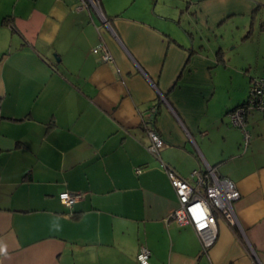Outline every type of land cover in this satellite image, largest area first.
Returning <instances> with one entry per match:
<instances>
[{"label": "crops", "instance_id": "crops-1", "mask_svg": "<svg viewBox=\"0 0 264 264\" xmlns=\"http://www.w3.org/2000/svg\"><path fill=\"white\" fill-rule=\"evenodd\" d=\"M98 4L0 0V264H139L141 246L149 264H264V113L246 114L247 146L228 117L264 79V44L259 76L223 49L248 43L264 0ZM161 162L191 184L209 166L240 194V227L217 219L208 257L191 225L166 222L178 201ZM61 192L85 196L67 207Z\"/></svg>", "mask_w": 264, "mask_h": 264}, {"label": "built area", "instance_id": "built-area-1", "mask_svg": "<svg viewBox=\"0 0 264 264\" xmlns=\"http://www.w3.org/2000/svg\"><path fill=\"white\" fill-rule=\"evenodd\" d=\"M89 2L94 8H99L98 0H89ZM92 53L99 55L102 62H113V57L104 42L94 46ZM253 110H260L264 113V79L262 78L252 79L244 104L228 113L231 125L243 131L244 146H247L250 141L249 134L245 130L246 114ZM145 128L150 137L147 150L151 155L157 157L163 140L153 129ZM161 167L166 172L178 201V207L170 212L166 222L191 225L200 240L202 253L208 257L209 250L218 235L217 219L222 220L233 229L240 227L234 212V203L240 199L235 184L227 178L218 177L209 166L202 171L192 172L191 176L196 179L193 184L181 178L163 162H161ZM139 172L140 170L137 169L136 173ZM84 196L79 193L61 192L58 198L63 205L71 207ZM149 256L148 249L141 246L137 255L139 264H149Z\"/></svg>", "mask_w": 264, "mask_h": 264}, {"label": "rangeland", "instance_id": "rangeland-1", "mask_svg": "<svg viewBox=\"0 0 264 264\" xmlns=\"http://www.w3.org/2000/svg\"><path fill=\"white\" fill-rule=\"evenodd\" d=\"M260 22L259 19L256 20V22H254L252 30H251V35L249 36V41H247L248 43H245L244 46H239L237 49H231L230 46H224L223 49L226 53V56H228L227 58H225L227 61L230 59L231 63H234L236 60H238V56L240 57V55L243 54H247L248 58L250 59V63L252 64V68H250L248 71L249 74L251 75H258V73L256 74L255 72V65L260 62V58H261V52L256 49V46L258 43H262L264 44V31H260L259 26H260ZM249 23V22H248ZM264 23V22H261ZM185 25H187L185 23ZM249 25L247 28V31H249ZM224 53V54H225Z\"/></svg>", "mask_w": 264, "mask_h": 264}, {"label": "trees", "instance_id": "trees-1", "mask_svg": "<svg viewBox=\"0 0 264 264\" xmlns=\"http://www.w3.org/2000/svg\"><path fill=\"white\" fill-rule=\"evenodd\" d=\"M261 9V7L260 6H256V8L254 9V11H253V13H252V15H251V22H250V29H249V31L247 32V36H250V34H251V30H252V24H253V22H254V20H255V17H256V14H257V12L259 11ZM259 29H260V31H264V23H260V26H259ZM216 57H217V61L220 63V62H223V56H222V53L220 52V51H217V53H216ZM243 105V104H242ZM242 105H240V106H242ZM239 107V106H238ZM237 108V107H236ZM236 108H234V109H236ZM234 109H232V110H234ZM231 110V111H232ZM230 111V112H231ZM154 118H153V120L151 119V120H149V122H145V124H144V126L145 127H147L148 129H153L156 133H158L157 131H156V129L154 128L155 126H154ZM146 129V128H145ZM73 216H74V214H73Z\"/></svg>", "mask_w": 264, "mask_h": 264}, {"label": "clouds", "instance_id": "clouds-1", "mask_svg": "<svg viewBox=\"0 0 264 264\" xmlns=\"http://www.w3.org/2000/svg\"><path fill=\"white\" fill-rule=\"evenodd\" d=\"M3 251V249L2 248H0V252H2Z\"/></svg>", "mask_w": 264, "mask_h": 264}]
</instances>
